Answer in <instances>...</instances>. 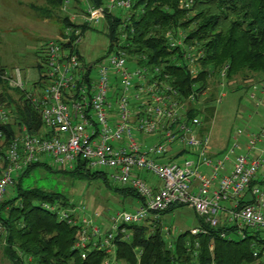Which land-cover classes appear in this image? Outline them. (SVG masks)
Listing matches in <instances>:
<instances>
[{
  "label": "built area",
  "instance_id": "2783aa9c",
  "mask_svg": "<svg viewBox=\"0 0 264 264\" xmlns=\"http://www.w3.org/2000/svg\"><path fill=\"white\" fill-rule=\"evenodd\" d=\"M132 6V0H106L101 6L91 0H64L60 12L67 22L63 23L61 37L46 44L45 69L40 84L34 83L35 92L26 91L28 82L20 68L2 76L11 89L25 94L40 114L43 127L30 132L26 123L13 120L6 104H0V123L15 129L6 151L8 166L0 175V205L15 179L48 154L63 170H73L82 163L92 171L106 169L111 181L130 186L143 199L144 203L133 212L104 214L91 212L79 203H42L41 207L55 214L59 222L78 228L74 249L81 252L83 259L89 252L102 251L106 256L103 264H119L117 242L130 241L128 226L145 224L152 217L159 219L172 206H190L210 227H230L240 238H245V230L263 233L264 151L254 157L247 154L232 159L231 155L240 148L235 144L223 158L210 153L209 130L202 132V117H189L193 108L203 105L208 88L195 92L198 86L194 82L192 92L184 95L167 68L171 63L152 62L147 54L123 48L127 33L120 34L105 62L87 65L82 61L77 49L85 34L82 28L88 31L106 21L107 13L114 9L129 12ZM165 37L172 49L180 51L172 55V63L186 66L191 79L198 80L203 52L186 45L182 31H168ZM227 72L228 66L218 77L225 80ZM261 85L264 95V84ZM252 86L258 88L257 84ZM223 97L224 94L216 101L222 102ZM251 97L256 99V94ZM248 138L247 150L251 153L264 141V124ZM4 139L0 130V140ZM150 139L155 140L147 144ZM176 141L183 148L176 157L166 158ZM186 153L193 157L183 162L176 160ZM230 161L232 170L228 172ZM144 172L156 176L158 183H148L141 175ZM253 181L263 184L252 186ZM248 193L252 202L242 205ZM223 202L232 205L226 208ZM219 213L225 217L220 218ZM201 233L208 231L200 227L191 232L193 236ZM7 236L0 220L4 244ZM221 236L228 237L224 233ZM134 251L137 264H141L142 249ZM255 256L259 253L255 252ZM26 260L31 264V258Z\"/></svg>",
  "mask_w": 264,
  "mask_h": 264
},
{
  "label": "trees",
  "instance_id": "16d2710c",
  "mask_svg": "<svg viewBox=\"0 0 264 264\" xmlns=\"http://www.w3.org/2000/svg\"><path fill=\"white\" fill-rule=\"evenodd\" d=\"M46 13L52 15L60 10L64 0H46ZM101 6L106 0H91ZM133 6L125 17L107 13L108 53L118 43L119 36L127 33L128 38L123 48L132 53L147 54L152 62L171 63L168 70L175 76V84L187 95L192 92L201 93L210 85V77H218L220 71L228 66L229 82L235 77L254 75L264 77V0H132ZM188 5V6H187ZM67 20L64 19L63 23ZM86 33L87 28L83 27ZM134 29V31H132ZM168 31H182L185 44L193 45L203 52L200 60L202 70L198 80H192L186 66L172 63V55L180 52L172 49L165 37ZM180 60V57L178 58ZM6 69L0 66V85L11 89L2 78ZM43 76L40 77V79ZM252 80V79H250ZM40 80L35 82L39 85ZM21 97L20 103L12 98L0 95V102L14 107L10 113L13 120L24 122L30 132H37L43 127L40 114L26 100L25 94L16 89ZM214 95L206 99L201 106L193 108L189 117L201 116L206 124L214 118L215 108L212 103ZM4 132V141L0 140V158L5 162L2 171L8 166L6 151L15 129L12 125L0 123ZM26 168L16 179L15 196L5 197L0 205V220L8 232L5 244L0 239L3 255L12 264H103L106 256L102 251H92L83 259L81 252L74 249L78 237V228L59 222L55 214L45 211L41 205L51 202L66 205V198L59 192L34 189H23L21 178L35 166ZM47 166V165H46ZM80 178L93 179L105 177L103 171H92L82 164L73 170H63ZM109 186L125 198L143 199L130 186ZM106 181V182H107ZM263 184L253 181L252 186ZM14 186V185H13ZM252 202L242 200L241 204ZM177 206H172L165 212ZM163 212V213H165ZM208 233L199 234L189 239L190 232L183 233L172 241H167L162 228L154 222L128 226L132 238L128 242H117V260L119 264H137L135 248L143 251L141 264H264V236L261 231L245 230V238L239 240L222 237L231 234L232 228L210 227L201 221ZM198 243V246H197ZM255 252L259 256H255ZM22 254V255H21Z\"/></svg>",
  "mask_w": 264,
  "mask_h": 264
},
{
  "label": "rangeland",
  "instance_id": "374dc122",
  "mask_svg": "<svg viewBox=\"0 0 264 264\" xmlns=\"http://www.w3.org/2000/svg\"><path fill=\"white\" fill-rule=\"evenodd\" d=\"M46 0H0V66L7 71L20 68L27 81L26 91L35 92L34 83L40 79L45 69L44 50L46 44L52 39H59L63 32V15L60 10H55L52 15L47 10ZM114 15L125 17L127 10L116 8L112 11ZM109 37L106 21L99 26L89 29L83 36L77 49L82 61L89 64L105 62L108 56ZM252 79V80H250ZM207 97L214 95L215 108L214 118L206 124L210 135V153L223 158L230 154L235 144H239L234 155L251 154L257 156L264 151V141L258 143L257 150L249 153L248 134L258 133L264 124V95L261 93V84L264 77L250 75L227 80L219 77L209 79ZM223 83V85H221ZM258 88L253 89L252 85ZM256 94V99L251 95ZM3 94V95H2ZM224 94L222 102H217V97ZM0 95L8 96L15 102L20 103V93L16 89H8L0 85ZM0 104H6L0 102ZM8 107V106H7ZM9 111L14 107L8 108ZM11 116H13L11 114ZM203 116V115H201ZM241 131V135L238 133ZM236 138V139H235ZM147 144L153 139L147 140ZM183 148V144L176 141L166 158L174 157L176 152ZM193 156L186 153L178 157V162L191 159ZM5 158H0V168L4 165ZM232 163V161H230ZM47 165V166H46ZM105 177L93 179L80 178L76 175L66 173L50 160V155L42 156V164L35 166L28 174L21 178L23 189H40L61 193L68 204L79 203L88 207L91 212L114 213L118 210L133 212L141 206L138 199H127L110 187L108 184L109 171L101 170ZM143 178L148 183H157L158 178L151 173L144 172ZM107 181V182H106ZM111 182V186L127 187L121 183ZM17 185L8 189L7 197L15 196ZM60 203V202H57ZM230 202H223L222 206L230 208ZM220 218L225 215L218 214ZM203 221L195 210L190 206H177L171 211L162 213L159 219L150 218L147 222H154L162 228V234L167 241H172L179 235L190 232L188 238L192 237V230L201 227ZM264 236V232L262 233ZM229 239L239 240L235 233L228 235ZM0 264H12L4 255L0 246Z\"/></svg>",
  "mask_w": 264,
  "mask_h": 264
},
{
  "label": "crops",
  "instance_id": "0c3cea01",
  "mask_svg": "<svg viewBox=\"0 0 264 264\" xmlns=\"http://www.w3.org/2000/svg\"><path fill=\"white\" fill-rule=\"evenodd\" d=\"M155 139H153V141H154ZM174 157H176V155L174 156ZM170 158H173V157H170ZM232 170V163H229L228 164V168H227V171L229 172V171H231ZM143 174L144 173H142L141 175H142V177H143ZM158 183V182H157ZM245 200H249V201H251L252 200V196L248 193L247 195H246V197H245Z\"/></svg>",
  "mask_w": 264,
  "mask_h": 264
}]
</instances>
